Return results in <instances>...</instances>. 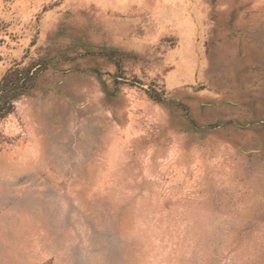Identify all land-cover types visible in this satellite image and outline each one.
Returning <instances> with one entry per match:
<instances>
[{
  "label": "rangeland",
  "instance_id": "rangeland-1",
  "mask_svg": "<svg viewBox=\"0 0 264 264\" xmlns=\"http://www.w3.org/2000/svg\"><path fill=\"white\" fill-rule=\"evenodd\" d=\"M25 68L0 264H264V0H0Z\"/></svg>",
  "mask_w": 264,
  "mask_h": 264
},
{
  "label": "trees",
  "instance_id": "trees-1",
  "mask_svg": "<svg viewBox=\"0 0 264 264\" xmlns=\"http://www.w3.org/2000/svg\"><path fill=\"white\" fill-rule=\"evenodd\" d=\"M37 78V72L28 68L11 69L0 80V119L14 109V101L28 95Z\"/></svg>",
  "mask_w": 264,
  "mask_h": 264
},
{
  "label": "water",
  "instance_id": "water-1",
  "mask_svg": "<svg viewBox=\"0 0 264 264\" xmlns=\"http://www.w3.org/2000/svg\"><path fill=\"white\" fill-rule=\"evenodd\" d=\"M125 82H129L128 80H124ZM139 86H141V87H143V88H145V89H147V87L146 86H143V85H140L139 84Z\"/></svg>",
  "mask_w": 264,
  "mask_h": 264
}]
</instances>
